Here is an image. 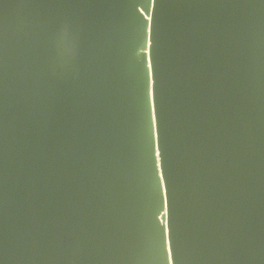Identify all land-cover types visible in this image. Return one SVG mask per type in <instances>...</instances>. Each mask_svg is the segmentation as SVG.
<instances>
[{"label": "water", "instance_id": "1", "mask_svg": "<svg viewBox=\"0 0 264 264\" xmlns=\"http://www.w3.org/2000/svg\"><path fill=\"white\" fill-rule=\"evenodd\" d=\"M0 264H264V0H0Z\"/></svg>", "mask_w": 264, "mask_h": 264}]
</instances>
